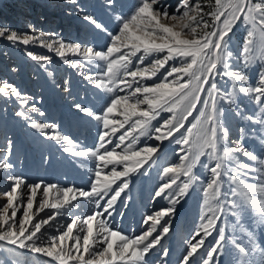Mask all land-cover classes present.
Instances as JSON below:
<instances>
[{
  "label": "rangeland",
  "instance_id": "1",
  "mask_svg": "<svg viewBox=\"0 0 264 264\" xmlns=\"http://www.w3.org/2000/svg\"><path fill=\"white\" fill-rule=\"evenodd\" d=\"M256 2L260 0H253V3ZM138 3L139 0H112L111 3L109 0H0V28L15 31L19 37L11 41L7 39V35L0 37V87L11 85L21 94L17 97L12 95L10 90L7 96L0 93V164L12 165L11 168L0 167V206L6 204L3 193L10 190L11 178H21L23 183L16 193L18 200L15 203L17 220L23 218L24 207L32 195L29 186L40 184L29 212L33 215V222L55 216V219L41 229V239L44 243H47V238L59 235L60 230L64 229L73 217L82 218L93 212H103V208L95 203L96 197L91 200L77 197L79 208L65 206L59 211L47 206L41 209L40 204L45 199L50 203L57 202L58 197H62L64 188L90 190L92 183L96 181L97 165L100 164L101 180L113 167H104L92 156L74 155L75 152L88 148L99 149L101 153L105 149L111 151L120 144L119 136L129 127L126 124L115 135L110 133L107 139L111 143H105L104 148L99 147V137L105 128L103 121L96 119V116L102 114L113 98L126 95L127 90L121 91L123 86L118 84L110 85L112 91L97 87L98 78L107 80L104 73L107 71L108 61L95 57L85 60L82 51L89 46L97 51H106L112 42L109 34L118 32L121 20L129 17ZM160 3L167 7L171 15L177 12L181 0H160ZM192 3L203 6L204 13L215 10V0H189V7ZM184 10L181 7L177 14ZM86 16L94 17L98 23H102L106 31L97 29ZM204 19L212 25L211 17L205 15ZM162 22L173 23L171 20ZM208 30L210 31L211 27ZM249 31L250 27H246L242 21L238 22L230 33L228 48L231 53L229 63L234 65L236 70L246 73L247 82H238L237 90L233 92V84L227 77H214L220 84L222 93L217 98L218 106L223 108L218 122L229 133L228 137L218 141L217 155H220L224 148L236 147L235 142L239 140L244 149L255 154L258 160H264V122H261L264 120V105L255 99L254 93L245 94L238 91L239 87H259V78L264 75V38L259 30L249 37ZM185 38H192L190 31L185 32ZM24 39H28L29 43H23ZM249 40L252 41L251 44L247 43ZM60 42L65 45L80 44L81 51L74 52L66 47L63 49L64 56H60ZM125 51L127 50L122 49V52ZM166 54L157 53L144 57L143 66L150 67L154 60L162 59ZM140 63L136 57H132L129 68ZM181 63L179 58L169 60L157 77L142 80L140 85L159 82L166 70L172 66H180ZM120 76H123V71ZM225 92H233L231 99L223 95ZM202 96L207 98L206 93H202ZM77 105L92 109L94 114H86ZM197 109L203 110L204 105L198 104ZM19 112H24L25 115H18ZM198 115L199 111H194L185 122V127L174 133L175 138L169 137L162 143L154 138V129L164 120L170 119L171 113L161 112L152 121L147 135L139 136L134 133L138 139L133 144V150L159 146L158 152L139 170L130 172L127 177H121L111 185L103 199L99 200V205H106L107 201L111 200L115 191L119 190L117 186L122 187V181L126 180L128 183V187L120 192V196L109 209L111 214H104L98 217L97 221L102 218L109 227L134 238L152 228L154 220H148V217L156 218V213L173 206L171 200L179 191V187L187 181V177L176 176L175 184L166 190L163 197H157L155 193L162 185L171 183L173 178L171 173L164 174L165 167L178 165L180 157L185 153L189 157L195 154L194 145H185L178 141L187 135V128L195 122L194 117ZM109 119L122 121L123 117L112 114ZM33 122L55 127L41 131L31 127ZM55 133L68 136L71 143L52 139L51 136ZM192 139H195V134ZM131 140L130 135L120 144L117 151L122 152ZM65 147L70 148V151L65 152ZM207 151L209 150L205 149V152ZM214 163L215 161L207 155H202L193 169L195 178L192 185L182 198L175 197L179 202L175 204L174 213L159 218L153 236L162 233L163 227H168L169 231L161 235L160 243L147 254L148 264H182L190 245L198 239L197 233L201 232V226L206 224V218L211 217L217 209L222 211H215L218 217L216 227L209 229L210 234L207 236L201 234L200 238L204 242L197 254L191 258L192 264H203L208 258L207 252L215 246L219 228L224 229L225 240L211 264H264V220L261 217L264 193L252 194L251 199L256 203H250L248 197L240 194L243 191L240 187L241 180L257 185L264 184V167L242 153H234L232 162L228 165L230 175L223 177L220 195L212 198L204 193L207 182L212 179L211 173L204 165L212 166ZM244 163L259 170L245 174L247 170L236 166ZM116 168L117 171H123L122 164H117ZM231 173L236 174V181L231 180ZM48 185L56 187L49 189L48 196L45 197L43 188ZM232 188L238 193L235 197L230 191ZM74 194L69 193V197ZM232 199L241 204L240 210L235 214L228 205V201ZM72 204L75 205L76 201H72ZM8 215H11V210ZM74 234L83 235L78 230L74 231ZM151 239L152 237H149V240ZM237 244L246 249L247 255L238 251ZM0 264L57 262L45 255L0 241Z\"/></svg>",
  "mask_w": 264,
  "mask_h": 264
},
{
  "label": "snow or ice",
  "instance_id": "2",
  "mask_svg": "<svg viewBox=\"0 0 264 264\" xmlns=\"http://www.w3.org/2000/svg\"><path fill=\"white\" fill-rule=\"evenodd\" d=\"M109 2L111 3L112 0H109ZM181 7L185 10L178 15L177 13H179ZM205 15L212 18L211 26L204 19ZM85 18L97 29L106 31L104 25L98 23L94 17L86 16ZM162 20H171L173 23H163ZM241 21L246 27L251 28L248 33L249 37H252L259 30L261 37L264 38V0L256 3H253V0H215V10L209 13H204L203 6L199 3H192L189 7V0H181V3L177 6V12L171 15L167 7L160 3V0H139L132 14L121 20L118 32L114 35L109 34L112 42L107 46L106 51H97L90 46L85 47L82 51L85 60L95 57L102 61H108L107 71L104 73L107 80L98 78L96 80L97 87L112 91L110 85L118 84L123 86L121 91L127 90L126 95H118L113 98L102 114L96 116V119L103 121L105 128V131L99 137L101 141L99 147L104 148L105 143H111L107 139L110 133L115 135L126 124L129 127L123 135L119 136L120 144H123L130 135L132 140L122 152L117 151L120 144H117L111 151L105 149L102 153L99 149L94 150L91 148L75 152L74 155L76 156H92L97 158L104 167L108 165H113V167L101 180L100 164H98L95 173L96 181L92 183L90 190L64 188L62 190L63 195L58 197L57 202L50 203L45 199L41 202L40 208L43 209L47 206L58 211L65 206L79 208L80 203L77 197L88 200L96 197L95 203L98 207L103 208V212H93L82 218L73 217L71 222L60 230L59 235L47 238V243H44L41 239V229L55 219V216L33 222V215L29 212L33 207V197L36 194V189H39L41 185L29 186L32 195L28 198L27 206L24 207L23 218L17 220L15 202L18 197L16 193L23 181L19 177H12L10 190L3 193L6 204L0 206L2 208L0 210V241L45 255L57 264H148L147 254L155 245L160 243L161 235L169 231L168 227H163L162 233L153 236L155 227L159 224V218L174 213L175 204L179 202L175 197L182 198L192 185L195 178L193 169L202 155H207L209 159L215 161L212 166L204 165L212 175V179L207 182L204 188V193L212 198H217L220 195L221 181L223 177L230 175L228 165L232 162L234 153H242L244 156L249 157L251 161H256L264 167V160H258L255 154L244 149L239 140L235 142L236 147L224 148L223 152L217 155L218 141L228 137L229 133L218 122L219 114L223 112V108L218 106L217 98L222 93L221 86L214 77L218 75L227 77L233 84V92L237 90L236 85L238 82H247L248 80L246 73L236 70L235 66L229 63L231 57L228 50L230 33L233 27ZM209 27H211L210 31L208 30ZM186 31H190L192 38H185ZM5 35L10 41L19 39L15 31L0 28V37ZM23 43L27 44L29 40L24 39ZM247 43L251 44L252 41L249 40ZM47 46L52 47V45ZM66 47L74 52L81 51L80 44L65 45L60 42L58 49L60 56H64L63 49ZM122 49L127 51L122 52ZM245 51H247V48ZM165 52L167 54L162 59L154 60L150 67L143 66L144 57ZM114 55L115 58H113ZM132 57H136L141 63L130 69L129 65L132 64ZM176 58L182 61L181 65L172 66L169 70H166L159 82L151 85H140L142 80L157 77L168 61ZM121 71H123L122 77L120 76ZM259 79V87H239L238 91L245 94L254 93L255 99L264 105V75H261ZM134 84L136 86H133ZM8 90L17 97L21 95L11 85L0 87V93L5 96L9 94ZM233 92H225L223 95L231 99ZM202 93H206L207 98H204ZM24 103H27V101H24ZM201 103L204 105L203 110L197 109V105ZM77 107L90 116L94 114L90 108L82 105H77ZM33 110H35L34 105ZM194 111H199V115L194 117L195 122L186 130L187 135L183 136L178 143L194 145L196 152L191 157L185 153L180 157L178 165L165 167L163 169L164 174L171 173L173 178L171 183L162 185L155 193L157 197H163L166 190L172 184H175L176 176L183 175L187 177V181L179 187V191L174 194L171 200L173 206L166 211L156 213V218L148 217V220H154L152 228L134 238L127 237L122 232L109 227L102 218L97 221L98 217L111 214L109 209L112 204L120 196V192L128 187L127 181H122V187L117 186L119 190L115 191V195L112 196L111 200L107 201L106 205H99V200L103 199L104 194L111 188V185L121 177H127L130 172L139 170L153 154L158 152L159 146L133 150V144L138 139V136L134 133H138L139 136L147 135L152 121L161 112H168L171 113L170 119L164 120L159 127L154 129L156 133L154 138L161 141V143L169 137L174 139V133H178L180 129L185 127V122L189 116H192ZM112 114H118L123 117V120L109 119ZM18 115L24 116L25 113L19 112ZM249 119L252 118L249 117ZM261 122H264V120H261ZM31 127L43 131L45 128H54L55 126L33 122ZM193 134H195L194 140L192 139ZM51 138L71 143L68 136H61L59 133L53 134ZM205 149L209 151L205 152ZM64 151L68 152L70 148L65 147ZM189 151H191V147ZM141 153L147 155L142 156ZM117 164L123 165V171H117ZM236 166L247 170L245 174L259 170L248 163L237 164ZM0 167L11 168L12 165L0 164ZM230 178L232 181H236L237 176L235 173H231ZM55 187V185L44 187V196L47 197L49 189ZM240 187L243 190L240 194L248 197L250 203H256L254 199H251L252 194L264 193V184L257 185L241 180ZM230 191L233 197L238 195L235 188L230 189ZM69 193L75 194L69 197ZM72 201H76V204L73 205ZM217 203L219 204V200H217ZM228 205L233 214L241 208V204L236 199L229 200ZM261 207V217L264 220V204ZM9 210H11L10 216L8 215ZM215 211H222V209L214 210V214L206 218V224L201 226V232L197 233L198 239L190 245L187 254L183 257L182 264H192L191 258L197 254L198 249L202 247L204 242L200 238L201 234L207 236L210 234L209 229L216 227L218 217L215 215ZM94 222L96 223L94 224ZM78 225L79 228H77ZM76 230L83 233V235H75L74 231ZM217 230L218 239L215 246L207 252L208 258L203 261V264H211L225 240L224 229L219 228ZM149 237H152V239L149 240ZM38 240L40 243H37ZM97 244L99 248H97ZM236 247L239 252L247 255L244 247L238 244Z\"/></svg>",
  "mask_w": 264,
  "mask_h": 264
}]
</instances>
